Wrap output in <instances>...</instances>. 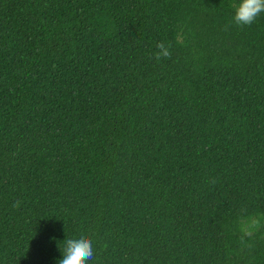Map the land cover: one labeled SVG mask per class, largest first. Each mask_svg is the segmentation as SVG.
<instances>
[{
  "label": "trees",
  "instance_id": "1",
  "mask_svg": "<svg viewBox=\"0 0 264 264\" xmlns=\"http://www.w3.org/2000/svg\"><path fill=\"white\" fill-rule=\"evenodd\" d=\"M238 3L0 0V264L80 236L88 264H264V13Z\"/></svg>",
  "mask_w": 264,
  "mask_h": 264
},
{
  "label": "clouds",
  "instance_id": "2",
  "mask_svg": "<svg viewBox=\"0 0 264 264\" xmlns=\"http://www.w3.org/2000/svg\"><path fill=\"white\" fill-rule=\"evenodd\" d=\"M262 13H264V0H239L233 18L234 23L241 27L251 26ZM228 27L230 25H226L225 30ZM156 47L158 49L154 54L156 60L171 58L170 45L158 42ZM63 242V247L59 243L63 256L58 260V264H88L93 259L94 248L90 238L80 236L67 238Z\"/></svg>",
  "mask_w": 264,
  "mask_h": 264
}]
</instances>
